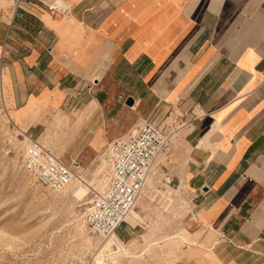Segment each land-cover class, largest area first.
<instances>
[{
    "label": "crops",
    "instance_id": "obj_1",
    "mask_svg": "<svg viewBox=\"0 0 264 264\" xmlns=\"http://www.w3.org/2000/svg\"><path fill=\"white\" fill-rule=\"evenodd\" d=\"M13 1L0 80L14 125L87 169L141 121L163 127L222 264H264V0Z\"/></svg>",
    "mask_w": 264,
    "mask_h": 264
},
{
    "label": "rangeland",
    "instance_id": "obj_2",
    "mask_svg": "<svg viewBox=\"0 0 264 264\" xmlns=\"http://www.w3.org/2000/svg\"><path fill=\"white\" fill-rule=\"evenodd\" d=\"M13 2L0 0V18L8 16ZM22 132L0 101V264H222L212 234L190 220L192 203L184 184L173 179L181 166L172 143L152 165L133 208L140 217L123 226L127 235L120 239L127 252L103 257L107 239L89 233L83 222L91 185L107 170L103 151L85 172L89 187L81 198L72 192L81 182L51 192L22 166V135L29 136ZM123 230L115 233L122 236ZM115 250L117 244L108 253Z\"/></svg>",
    "mask_w": 264,
    "mask_h": 264
},
{
    "label": "built area",
    "instance_id": "obj_3",
    "mask_svg": "<svg viewBox=\"0 0 264 264\" xmlns=\"http://www.w3.org/2000/svg\"><path fill=\"white\" fill-rule=\"evenodd\" d=\"M48 6L50 9L60 8L56 2ZM0 101L9 116L1 80ZM22 137L25 140L22 166L44 189L58 192L70 182L87 176L85 170L88 169L77 159L67 163L36 139ZM171 143L172 134L163 127L141 121L125 135L106 144L102 155L107 170L91 185V198L83 212V222L89 233L106 237L127 222L129 212L145 186L152 162L159 154L167 153Z\"/></svg>",
    "mask_w": 264,
    "mask_h": 264
},
{
    "label": "bare ground",
    "instance_id": "obj_4",
    "mask_svg": "<svg viewBox=\"0 0 264 264\" xmlns=\"http://www.w3.org/2000/svg\"><path fill=\"white\" fill-rule=\"evenodd\" d=\"M28 138H29V136H28ZM55 154V153H54ZM56 155V154H55ZM161 154H159L156 158H155V160L152 162V164H151V167H150V171H151V168H152V165L154 164V162L157 160V158L160 156ZM57 156V155H56ZM81 169H82V166L80 167ZM150 171H149V173H148V175H147V178H146V181H145V184H146V182H147V179H148V176H149V174H150ZM85 172H86V170H85ZM72 182H81L82 184L81 185H79L77 188H75L72 192H73V194L75 195V196H77V197H79V198H81L84 194H86V192H87V188L89 187V185H88V183L83 179V180H81V179H77V180H74V181H72ZM72 182H70L69 184H71ZM68 184V185H69ZM67 186V185H66ZM65 186V187H66ZM64 187V188H65ZM63 188V189H64ZM62 189V190H63ZM61 191V190H60ZM142 194V193H141ZM140 194V195H141ZM140 195H139V197H140ZM139 197L137 198V200H136V202H135V204L137 203V201H138V199H139ZM135 204H134V206H135ZM134 206L131 208V210H130V212H129V215H128V217H127V219L129 218V217H131L132 216V211L134 210L133 208H134ZM99 236V235H98ZM101 237V236H100ZM102 239H107L106 241H105V244L103 245V248H102V256L103 257H106L107 255H111V256H114V257H116L115 255H117V254H120V253H124V252H127V249L125 248V246L123 245V243L118 239V237L116 236V234H115V232H112V233H110L109 235H107L106 237H101ZM116 244L119 246V250H115V251H113L111 254H109L108 253V250H109V248L110 247H116ZM108 257H110V256H108Z\"/></svg>",
    "mask_w": 264,
    "mask_h": 264
}]
</instances>
